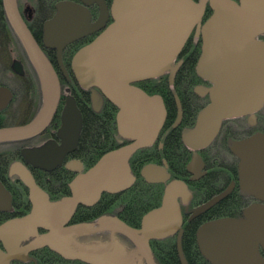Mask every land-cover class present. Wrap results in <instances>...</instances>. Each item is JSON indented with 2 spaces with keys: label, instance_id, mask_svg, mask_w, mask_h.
Instances as JSON below:
<instances>
[{
  "label": "water",
  "instance_id": "obj_1",
  "mask_svg": "<svg viewBox=\"0 0 264 264\" xmlns=\"http://www.w3.org/2000/svg\"><path fill=\"white\" fill-rule=\"evenodd\" d=\"M3 3L9 22L39 75L43 107L31 123L1 128L0 143L24 140L43 131L53 119L61 95L58 76L25 24L17 0H3ZM95 4L99 7V17L92 22L89 7ZM207 4L213 13L199 25L202 53L196 73L211 86H199L196 92L208 95L210 102L198 113L195 126L182 132L183 143L193 151L188 171L193 175L192 180H198L205 175L199 152L213 143L223 122L249 116L250 123L255 124L256 114L264 107V41L259 39L264 35V0H200L198 3L194 0H113L110 8L105 0H81L80 4L62 1L57 5L56 16L45 25V45L58 49L60 61L68 44L104 30L77 52L72 70L79 87L92 92L95 109L100 107L102 96L118 107V133L130 143L106 153L88 172H84L81 161L68 164L67 168L76 177L70 183V195L57 201H51L24 164H12L10 173L17 175L28 189L32 209L26 216L0 226V241L5 247V251L0 249V264L17 258L25 233L36 238L31 249L49 247L66 259L117 264L114 254L122 258L121 250L114 249V254L108 255L111 247L92 241L101 251H85L90 244L83 236L104 231L122 233L149 264H155L148 241L168 237L182 229L180 199L185 203L192 196L185 182L169 181L166 163L147 165L142 170L147 182L165 183L166 188L161 207L144 216L140 233L116 222L73 226L69 222L80 205L93 207L102 194L122 193L136 182L130 159L158 139L167 110L161 96H150L134 84L170 72V86H174L181 66V63L175 65V61L202 20ZM110 17L113 22L107 26ZM177 103L179 115L175 127L182 120L178 99ZM62 121L58 133L62 144L48 142L41 147L24 149L22 154L27 163L52 171L77 149L83 118L74 96L67 97ZM230 149L239 158L240 189L264 202V134L256 133L235 141ZM231 191L232 187L197 208L193 216L207 211ZM0 196V210L7 209L11 196L1 182ZM2 197L7 199L3 201ZM243 216L218 219L200 227L199 249L211 264H264L259 255V246L264 249V205L246 208ZM39 230L46 231L45 235H39Z\"/></svg>",
  "mask_w": 264,
  "mask_h": 264
},
{
  "label": "flooded vegetation",
  "instance_id": "obj_2",
  "mask_svg": "<svg viewBox=\"0 0 264 264\" xmlns=\"http://www.w3.org/2000/svg\"><path fill=\"white\" fill-rule=\"evenodd\" d=\"M62 1H70L78 4L81 3V0H24L23 3H21L22 0H17L18 9L25 24L27 25L28 29L30 30L35 41L37 42V44L39 45L45 56L50 61L51 65L53 66L58 76L61 95H60L57 111L51 122L43 131L36 134L35 136H32L24 140L12 141V143H6V142L4 144L0 143V182L4 186L6 192L9 193V195L11 196L10 206L7 207V209H2L4 208L2 207L1 208L2 210H0V226L9 220L26 216L31 212L32 209V205L30 203L28 196L29 194L26 193V188H25L26 186L23 184L22 180L17 175L10 173L11 165L16 162H21L31 171L34 178H37L40 182H49L51 179L55 178L58 174L62 173L64 170L68 173L66 174L67 177L71 174H75L74 172L70 171L67 168V165L74 161H81L83 163V161L79 157L83 148L82 146L84 141L83 137L87 138V135L84 136L85 121L86 119H90V121H92L93 117L95 116L94 112H96V110H101L102 107L104 106V100H103L100 107L98 109H95L91 98V93L89 94L90 99L88 101H85L86 91L84 92V90L79 87L72 70V60L74 56L77 54V52L81 48L88 45L93 38H97L101 33L104 32V30L68 44L61 53V61L58 56V49L47 47L45 45V25L47 22L51 21L56 16L57 5ZM112 1L113 0H105L109 8L111 7ZM194 1L197 3L200 2V0H194ZM234 1L239 2V0H234ZM89 11L91 13L92 22H95L99 17V7L95 4L89 7ZM212 13H213L212 9L210 8L209 4H207V7L205 9V14L202 20L199 22V24H197V26L191 32V35L188 38L185 47L183 48L180 55L177 57L175 61V65L181 63V66L177 71L175 79L178 75V72L182 68L187 69L190 76L192 77L191 81H189L185 85L186 88L184 89L185 94H188L190 83L195 81L194 77L191 74L194 72L197 75L196 65L202 53V37L201 34H199V29L200 26H202L207 21V19L212 15ZM112 22L113 20L110 17L107 26H109V24H111ZM259 39L264 41V35L260 36ZM197 56H198L197 62L193 67L194 58ZM164 76H167L168 78V88L170 89V91L174 92L175 80H174V86L171 87L169 82L170 72H167L166 74H164ZM201 80L202 82L196 84L193 87L192 92L194 96L197 97L198 99L204 101L209 100L210 102L208 95L201 96L196 92V88L199 86L206 88L211 86L210 83L204 81L203 79ZM68 96L75 97L77 106L81 111L83 118V127L77 149L66 155L62 161V164L52 171H45L40 168H35L31 164L26 162V160L23 157L22 151L24 149L41 147L48 142H55L58 145L62 144V140L59 138L58 133L63 124L62 115L64 108L66 106V101ZM102 97L103 99H107L104 96ZM174 98L176 103V116L175 119L173 120L172 130H177L183 124L185 112H184V107L180 99L177 97V95ZM177 99L179 100L182 109V120L179 126L175 127L179 115V107H178ZM187 102H185V105L191 106L190 101ZM42 107H43V91L37 70L33 65L29 57V54L24 48L21 40L15 34L14 29L10 26L9 21L5 17H0V129L8 128V127H18L31 123L35 119V117L39 114ZM226 121H229L227 126L230 128L229 133L232 137H238V138L245 137L243 139H235L232 141V143L235 141H241L247 139L256 133L264 134V107L261 109V111H259L256 114L255 124L250 123L249 116L230 119ZM189 128L190 127H186L182 129L181 140H182L183 130ZM221 130L218 136L220 135ZM91 135H92V139H91V145H92L94 141V136L92 132H89L88 139L91 138ZM163 142L161 141L157 144L156 149H159L157 150L158 152L163 151L164 148ZM232 143L228 147V151L230 155L225 154V152L219 149V156L217 157L218 161L215 164L206 163L200 154V152L204 150L199 152L205 164L203 170L205 175L198 180H192L193 175L188 171V165L190 164L193 157V153H192L191 160L186 167V170L190 176L189 182L190 183L199 182L200 180H202L204 177H206L208 174L211 173L213 176L217 177V180L215 181L217 182L220 181L219 192L213 195L209 199H206L200 203H196L194 200V193L192 192L189 183L183 181L187 184L192 196L185 203H183L182 200L180 199L181 213L183 219L182 229H181L182 232L180 230L177 233L170 235L168 237L157 238L150 241V247L152 250L151 253L155 264H184L183 262H185L186 264H203L202 260L203 261L205 260L208 264H211L209 261L206 260V258L202 255L199 249V245L197 241V233L200 227L206 223L222 218L241 219L244 217L243 214L246 208L254 204L264 205V202L258 201L254 197L244 194L240 189L239 171H238L239 158L235 154H233L230 149ZM89 151H92V149H90ZM159 161H161V164H149V165L164 166V163H166L168 166L167 171L170 174L169 181L179 180L172 177L169 165L164 158L163 159L159 158ZM235 161L237 163L236 171L233 170L234 168H232L233 163ZM226 172H230L231 178L227 182H224L223 181L224 178L222 177ZM144 180L146 181V179ZM146 183L149 185H161L163 186L165 192V188H166L165 183H149L147 181ZM230 187H232V191L227 197L220 200L218 203H216L214 206H212L210 209L203 212L202 214L193 216L194 211L197 208L207 204L214 198L222 195ZM164 192H163V196H164ZM201 193L202 192L199 193V196ZM240 194L248 196V201L250 204L245 209H243L239 215L229 216V217H221V216L218 217V215H216L217 211L219 210H216L215 207L216 206H219L220 208L223 207L224 203L230 197H232L233 206L236 209L238 207L239 198L242 196ZM163 196L161 199V205L163 201ZM6 199L7 197H2L3 201ZM244 199H247V197ZM161 205L159 207H161ZM238 212L239 211L236 210V213ZM109 215L116 216L118 218L122 216L121 214L112 215L109 213L101 214L97 216H95L94 214L95 217L92 220H94V222L96 223H101V220L106 219V217H108ZM110 216L109 218H111ZM144 216L142 217L140 222V229L142 226V221ZM38 232L39 235H45L46 233V231L43 230H39ZM182 233L184 234L183 238H184V242L186 243L185 253L181 250L179 244L180 236L182 235ZM96 235H98V237L95 240H92L93 242H96L101 245H105L108 248L110 247L114 248L117 251L121 250V254L123 255L122 258L118 259V253L115 254V256H117L115 258L117 264H149L147 260L146 261L144 260L142 262L139 261L138 258L136 259V255H138L137 247L134 246L133 243H131V241H129V239L122 233H118V232L112 233L110 231H104ZM35 240H36L35 237H32L29 234L26 235L25 233L19 245L21 252L15 256L17 258H12L8 260L7 264H89L79 260L66 259L60 256L59 254L53 252L49 247L31 249V245ZM122 247L124 249L123 251L121 249ZM26 248H30L28 249L27 255H25ZM0 249L5 251L4 244L1 241H0ZM181 254L183 255V259L181 257ZM259 255L261 260L264 261V249L261 246H259ZM127 258H130L133 261L130 262L131 260Z\"/></svg>",
  "mask_w": 264,
  "mask_h": 264
},
{
  "label": "trees",
  "instance_id": "obj_3",
  "mask_svg": "<svg viewBox=\"0 0 264 264\" xmlns=\"http://www.w3.org/2000/svg\"><path fill=\"white\" fill-rule=\"evenodd\" d=\"M0 17H5L8 20L3 0H0ZM95 39L96 38H93L91 42H93ZM197 59L198 56L194 58L193 67L196 64ZM191 75L194 77L195 81L190 83L188 94H185L184 89H186L185 85L191 81L192 77L185 68H182L178 72V75L175 79L174 92L170 91L168 88V78L164 75L156 79L147 80L136 84L150 96H161L165 101L167 112L160 137L153 144L139 150L131 157L129 164L132 174L136 178V182L130 189L119 194L104 193L102 194L99 202L93 207L80 205L73 213L69 225L73 226L84 223H96L92 219H94L95 216L101 214H121L122 216L120 218L122 220L116 216L109 215L111 218L108 216L106 219L101 220V223H121L135 232L140 233V222L142 217L161 205V199L164 192L163 186L149 185L146 183L142 177V169L149 164H161L159 158H164L167 161L173 178L189 183L190 188L194 193V200L196 203H200L206 199H209L219 192L220 181H215L217 180L216 176H213L210 173L199 182L190 183V176L186 170L193 152L188 150L182 143L181 131L186 127L193 128L195 126L198 113L209 104V100L204 101L194 96L192 92L193 87L196 84L202 82V80L194 72ZM85 93V101H88L90 99L89 94L91 92L86 91ZM174 95H177V97L180 99L185 112L183 124L177 130H172L173 120L176 116V103ZM103 100L104 106L101 110H96V112H94L95 116L93 117V120L90 121V119H86L85 121L84 136L87 135V138L83 137V148L79 157L84 163V172H88L91 168H93L106 153L130 143L129 140L123 139L118 133V107L108 99ZM187 101H190L191 106L185 105V102ZM228 123L229 121L224 122L220 135L214 140L212 145L206 150L200 152L206 163L215 164L218 161L217 157L219 156V149L225 152V154H229L228 147L232 141L235 139L245 138L232 137L229 133L230 128L227 126ZM89 132H92L94 136L92 145V135L91 138L88 139ZM161 141H164V148L163 151L158 152L157 150L159 149H156L157 144ZM88 148L89 150L92 149V151H89ZM236 165L237 163L235 161L232 166V168H234L233 170L235 171ZM66 174L68 173L64 170L49 182H40L37 178L35 179L37 184L48 193L51 201H57L63 197L69 196L71 193L70 183L74 180L76 175L71 174L67 177ZM222 178H224V182H227L231 178L230 172H226ZM200 192L202 193L199 196ZM26 193L29 194L27 188ZM240 195L242 196L239 198L238 207L236 209L233 206L232 197H230L224 203L223 207H215L216 210H219L217 211L216 215H218V217L239 215L242 210L250 204L248 201V196L243 194ZM246 197L247 199H244ZM236 210L239 212L236 213ZM182 235L180 236V247L185 253L186 243L184 242L183 238L184 234L182 233ZM154 239L157 238H152L148 241V247L150 248V251H152L150 247V241ZM202 263L208 264L205 260H202Z\"/></svg>",
  "mask_w": 264,
  "mask_h": 264
},
{
  "label": "rangeland",
  "instance_id": "obj_4",
  "mask_svg": "<svg viewBox=\"0 0 264 264\" xmlns=\"http://www.w3.org/2000/svg\"><path fill=\"white\" fill-rule=\"evenodd\" d=\"M23 2H24V0H22L21 3H23ZM97 237H98V235H96V234H90V235H84L83 236L84 239L89 240L88 244H90V245H87L85 247V251H87V252H94V251H99L100 252L101 251L96 246H94V244L91 243L92 240H95ZM107 254L108 255H113L114 254V248H110V250H108ZM114 257H116L115 254H114Z\"/></svg>",
  "mask_w": 264,
  "mask_h": 264
},
{
  "label": "bare ground",
  "instance_id": "obj_5",
  "mask_svg": "<svg viewBox=\"0 0 264 264\" xmlns=\"http://www.w3.org/2000/svg\"><path fill=\"white\" fill-rule=\"evenodd\" d=\"M5 12H6V9H5ZM6 14H7V12H6ZM9 20V19H8ZM10 23V22H9ZM11 25V24H10ZM12 27V26H11ZM13 28V27H12ZM14 32H15V30H14ZM15 34H16V32H15ZM17 35V34H16ZM191 35V34H190ZM18 36V35H17ZM190 37V36H189ZM20 39V38H19ZM23 44V43H22ZM186 45V44H185ZM185 47V46H184ZM28 53V52H27ZM48 59V58H47ZM50 62V61H49ZM198 63V62H197ZM197 66V65H196ZM137 83H135L134 85L135 86H137L136 85ZM138 87V86H137ZM140 88V87H139ZM143 90V89H142ZM84 91H89V90H84ZM89 92H91V91H89ZM91 98H92V92H91ZM164 100V99H163ZM164 103H165V101H164ZM165 106H166V104H165ZM161 131H162V129H161ZM160 134H161V132H160ZM159 134V135H160ZM157 141V140H156ZM212 144H210L207 148H209L210 146H211ZM207 148H205V149H203V150H206ZM138 152V151H137ZM149 213V212H148ZM183 222V221H182ZM98 244V243H97ZM179 244H180V242H179ZM99 245V244H98ZM150 249V248H149ZM137 253H138V255H136V259L138 258V260L139 261H146L147 259L145 258V256L141 253V251L137 248ZM152 254V253H151ZM153 257V256H152Z\"/></svg>",
  "mask_w": 264,
  "mask_h": 264
}]
</instances>
